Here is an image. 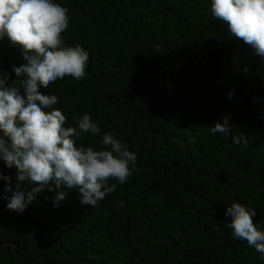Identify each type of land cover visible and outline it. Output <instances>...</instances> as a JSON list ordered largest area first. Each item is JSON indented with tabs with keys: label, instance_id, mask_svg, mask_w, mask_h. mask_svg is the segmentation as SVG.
Listing matches in <instances>:
<instances>
[{
	"label": "trees",
	"instance_id": "1",
	"mask_svg": "<svg viewBox=\"0 0 264 264\" xmlns=\"http://www.w3.org/2000/svg\"><path fill=\"white\" fill-rule=\"evenodd\" d=\"M54 2L69 9L65 46L89 53L87 75L40 91L58 97L65 127L84 113L98 124L101 134L82 133L78 146L100 150L111 133L141 171L94 207L76 189L54 206L45 188L22 214L7 210L0 180V264H264L225 215L239 202L264 231V58L213 18L211 0ZM21 63L20 49L0 41L8 85ZM225 116L236 129L211 133ZM237 132L247 147L232 142ZM0 172L14 188L16 169L0 161Z\"/></svg>",
	"mask_w": 264,
	"mask_h": 264
},
{
	"label": "clouds",
	"instance_id": "2",
	"mask_svg": "<svg viewBox=\"0 0 264 264\" xmlns=\"http://www.w3.org/2000/svg\"><path fill=\"white\" fill-rule=\"evenodd\" d=\"M210 7L214 19L264 58V0H211ZM68 12L54 0H0V41L7 38L10 46L18 47L23 60L19 66L12 65L19 79L11 85L0 74V161L16 169L17 180L13 188L11 177L0 172V180L8 184L2 198L8 201L9 212L22 214L45 188L55 192L54 206L67 199L68 190L76 189L80 203L94 207L115 192L117 184L127 183L134 172L141 171L135 167L137 154L111 133L102 134L100 150L78 146L82 133L101 134L98 124L84 113L74 118L76 126L65 127L66 116L53 108L58 97L40 91L65 77L86 78L89 53L79 44L65 46L62 38L69 27ZM228 96L233 98L234 92ZM229 120L225 116L210 132L227 137L236 129ZM232 142L248 144L239 132ZM26 181L34 185L30 191L21 190V182ZM118 207H124V202ZM225 215L231 218L227 227L233 237L247 241L264 258V231L253 223L255 209L235 202L226 207Z\"/></svg>",
	"mask_w": 264,
	"mask_h": 264
}]
</instances>
